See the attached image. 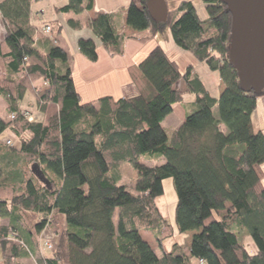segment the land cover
Listing matches in <instances>:
<instances>
[{
    "label": "trees",
    "instance_id": "1",
    "mask_svg": "<svg viewBox=\"0 0 264 264\" xmlns=\"http://www.w3.org/2000/svg\"><path fill=\"white\" fill-rule=\"evenodd\" d=\"M31 1H0V59L9 82L0 83L8 112L7 119L0 116V134L11 127L20 136L18 148L0 142V219H7L0 222V264H23L20 258L30 255L36 264H192V258L264 264V133L251 119L264 88L256 94L240 87L227 59L231 15L223 1L202 0V17L191 0H179L158 22L147 0H130L124 16L127 27L150 34L168 26L177 46L218 72L223 88L217 97L192 65L181 72L157 44L134 67L138 93L87 101L75 88L70 55L57 43L62 25L53 20L45 32V25L41 30L31 23ZM93 4L66 0L55 9L80 13ZM67 23L81 26L72 17ZM121 25L118 10L96 12L89 20L110 55H121L125 39L136 38L120 32ZM41 42L48 47L41 49ZM96 47L91 37L77 41L90 61L97 59ZM37 78L44 81L35 91L42 117L29 120L19 102ZM186 93L190 101H184ZM174 103L183 104L184 118L166 128L162 121ZM124 163L136 172L133 184L120 183ZM165 178L175 191L173 222L156 203ZM47 226L57 239L40 255L36 238ZM242 229L252 248L239 241L236 230ZM141 231L152 233L160 253ZM175 231H192L189 244L174 241L165 250Z\"/></svg>",
    "mask_w": 264,
    "mask_h": 264
},
{
    "label": "crops",
    "instance_id": "2",
    "mask_svg": "<svg viewBox=\"0 0 264 264\" xmlns=\"http://www.w3.org/2000/svg\"><path fill=\"white\" fill-rule=\"evenodd\" d=\"M123 1L124 0H109L106 4H99L94 0L91 9L84 10L80 13H63L56 11L55 8L65 3L66 0H32L30 3V21L39 27V29L42 30V27L46 23L53 20H57L62 25L57 43L63 46L70 55L73 82L81 99L87 101L96 99L102 95H112L117 98L138 93L142 85L134 67L157 44L161 45L165 49L168 57L178 64L181 72L184 71L187 65H192L194 71L200 76L209 92L217 97L223 88V83L218 72L209 69L204 62L198 61L190 52L177 46L168 35L165 34L163 37L162 32L160 34H150L148 30H133L127 27L124 23L126 7L122 6ZM117 10L121 12L122 19V25L119 31L126 35H133L136 38L125 39L124 52L121 55H110L103 46H101L97 36L89 26V20L96 12ZM70 17L78 19L81 26L79 28H72L69 26L67 19ZM3 32L4 28L2 27L0 40ZM144 36L147 37L145 40L137 39ZM81 37H91L96 41L97 59L95 61L88 60L78 51L77 41ZM67 40L69 44H67ZM48 45L49 42H41L39 44L41 49H46ZM187 95L188 98L186 97ZM262 98L264 99V96L260 95L257 98V102ZM191 99V94H184V101H190ZM184 114L185 109L183 104L174 103L172 105V111L167 114L162 121L163 126L166 128L176 127L183 120ZM6 221V218L0 219L1 223ZM186 233L188 234V245L192 231H187L185 234ZM41 234L45 238L53 240H56L57 237L55 232L51 231L50 227H45ZM38 238L39 236H37L36 240ZM147 241L156 249L157 242L153 236L152 239L148 238ZM174 241L177 240L172 239L168 246H166L167 242H165L164 249L169 250ZM46 252L47 250L43 251L42 254H46ZM37 254H39L38 251ZM1 258L2 250L0 248V259ZM26 259H29V257L23 256L20 258V262L27 264ZM191 263L198 264L197 259L192 258ZM33 264L36 263L34 262Z\"/></svg>",
    "mask_w": 264,
    "mask_h": 264
},
{
    "label": "water",
    "instance_id": "3",
    "mask_svg": "<svg viewBox=\"0 0 264 264\" xmlns=\"http://www.w3.org/2000/svg\"><path fill=\"white\" fill-rule=\"evenodd\" d=\"M231 15L227 59L237 71L244 91L260 94L264 88V0H222ZM145 6L158 22L166 20V0H147ZM45 181L37 164L31 167Z\"/></svg>",
    "mask_w": 264,
    "mask_h": 264
},
{
    "label": "rangeland",
    "instance_id": "4",
    "mask_svg": "<svg viewBox=\"0 0 264 264\" xmlns=\"http://www.w3.org/2000/svg\"><path fill=\"white\" fill-rule=\"evenodd\" d=\"M97 3L99 4H106L108 3L109 0H96ZM194 5H196L197 12L200 16H205L206 12L202 3V0H191ZM130 0H124L122 6L127 7L128 3ZM168 7H173L179 0H166ZM2 22L0 21V32L2 30ZM145 31V30H144ZM161 32H159L160 34ZM163 37L168 35V37H171L170 35V30L168 26H165V28L162 31ZM67 44L68 40H67ZM69 46V45H68ZM5 72L3 68V61L0 59V83L3 85H9V82L4 81L5 78ZM19 77L16 79L18 81ZM44 85V81L41 78H37L34 80L30 81V85L26 88L24 92L23 99L19 102V108L24 109L27 108L31 110V115L33 119H40L42 117V111L40 109L39 104H42V102H38L36 98V89L40 86ZM264 96V94H261ZM188 98V95L186 96ZM7 103L4 100V98L0 95V116H3L5 119H7ZM28 119V118H27ZM251 119L253 123L254 129H261L264 133V99H259L257 102V107L251 114ZM30 120V119H29ZM7 138H12V142L8 144L6 141ZM0 142L6 145L14 146V147H19L20 145V136L15 135L11 129V127H7L1 134H0ZM140 160L142 162H145L147 164L152 163V160L146 159V157L141 156ZM263 168H264V163H263ZM120 172H121V179L120 183H125V184H133L135 180V175L136 172L134 168L131 166L129 163H124L120 165ZM263 183H264V178H263ZM162 186H163V192L156 197V203L161 211V213L168 218L171 222H173V208H174V203H175V191L173 188L172 180L171 178H165L162 181ZM117 219V210L114 213V220ZM51 228V231H54L52 226H47ZM238 234V239L240 242L245 244L247 247L252 248L253 243L250 238V235L248 234V231L246 229L242 230H236ZM55 232V231H54ZM56 234V233H55ZM143 238L146 240L149 238L152 239V233L150 231H142ZM152 235V236H151ZM187 233H182L178 234L176 231L173 234V239H176L177 242L181 243L183 246L187 245L188 237ZM57 239V237H56ZM51 240V239H50ZM172 239L167 240L166 246L170 244ZM53 242V240H52ZM155 245V244H154ZM157 253H160V250L156 247ZM27 264H33L34 260L29 257V259H26Z\"/></svg>",
    "mask_w": 264,
    "mask_h": 264
},
{
    "label": "built area",
    "instance_id": "5",
    "mask_svg": "<svg viewBox=\"0 0 264 264\" xmlns=\"http://www.w3.org/2000/svg\"><path fill=\"white\" fill-rule=\"evenodd\" d=\"M49 29H50V26H49V25H45V26L43 27V30H44L45 32H48ZM22 113H24V114L27 116V118L31 120V118H32L31 110H28V109H22ZM6 142H7L8 144H10V143L12 142V138H7V139H6ZM11 234H12V236H14V233H11ZM51 246H52V241H51L50 239H48V238H45V237L42 236V234H41L40 237H39V241H38V253H39L40 255H42L43 251H45V250H47V249H50ZM30 256H31V258H32V259L34 260V262H35V258H34V256H32V255H30ZM35 263H36V262H35ZM197 263H198V264H203V263H204V260L201 259V258H199V259L197 260Z\"/></svg>",
    "mask_w": 264,
    "mask_h": 264
}]
</instances>
